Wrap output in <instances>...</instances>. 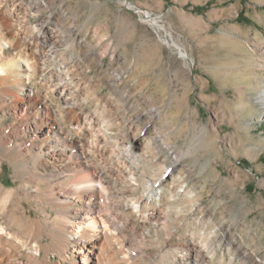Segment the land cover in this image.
Segmentation results:
<instances>
[{"label": "rangeland", "instance_id": "374dc122", "mask_svg": "<svg viewBox=\"0 0 264 264\" xmlns=\"http://www.w3.org/2000/svg\"><path fill=\"white\" fill-rule=\"evenodd\" d=\"M10 63L17 66L4 87L39 92L68 127L78 116L106 130L96 160L112 154L130 169L122 147L144 139L132 152L137 194L177 162L172 174L194 196L157 206L171 208L176 242L211 245L213 264L229 254L264 264V0H0V65ZM65 88L76 95L75 115L66 114ZM27 125L12 107L0 112V135L22 149L42 141ZM0 156V181L9 190L22 185L12 157ZM199 230L216 234L206 242Z\"/></svg>", "mask_w": 264, "mask_h": 264}, {"label": "bare ground", "instance_id": "6f19581e", "mask_svg": "<svg viewBox=\"0 0 264 264\" xmlns=\"http://www.w3.org/2000/svg\"><path fill=\"white\" fill-rule=\"evenodd\" d=\"M57 47L50 46L52 58ZM182 55L187 58L186 53ZM21 63L31 75L27 61ZM16 66L0 65V112L12 107L28 124L24 130L32 129L42 141L22 149L0 135V151L12 157L23 177V184L12 190L0 181V264H213L218 254L211 245L176 242L170 227L171 208L157 207L166 197L184 201L194 196L186 191L183 178L172 174L177 162L168 164L160 176L145 179L141 195L137 194L139 161L132 152L134 147L145 148L144 139L132 136L122 147L132 163L130 169L112 154L96 160L92 153L101 148L106 130L84 125L78 116L72 117L78 125L70 121L68 127L54 103L39 92L27 86L4 87L3 81ZM58 92L66 114L75 115L76 95L66 88ZM259 101L264 105V88ZM147 145L151 147L150 141ZM29 150L34 154L30 160ZM2 161L0 156V169ZM50 161L63 166L42 172L40 165ZM177 212L184 214L185 207ZM215 234L216 230H199L196 237L211 242ZM45 238H50L49 246L43 244ZM248 263L246 256L229 254L221 264Z\"/></svg>", "mask_w": 264, "mask_h": 264}]
</instances>
